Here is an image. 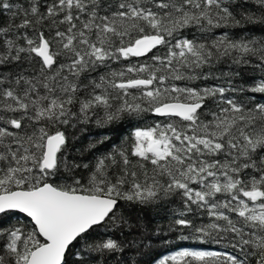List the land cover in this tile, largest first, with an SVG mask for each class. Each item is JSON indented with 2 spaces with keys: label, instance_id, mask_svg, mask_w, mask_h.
Masks as SVG:
<instances>
[{
  "label": "snow or ice",
  "instance_id": "6c2138e0",
  "mask_svg": "<svg viewBox=\"0 0 264 264\" xmlns=\"http://www.w3.org/2000/svg\"><path fill=\"white\" fill-rule=\"evenodd\" d=\"M0 264H264V0H0Z\"/></svg>",
  "mask_w": 264,
  "mask_h": 264
},
{
  "label": "trees",
  "instance_id": "16d2710c",
  "mask_svg": "<svg viewBox=\"0 0 264 264\" xmlns=\"http://www.w3.org/2000/svg\"><path fill=\"white\" fill-rule=\"evenodd\" d=\"M145 219L149 220V222L153 220L159 222L160 216H158L155 212H153L151 214H146ZM195 244H196L195 241H177V240L172 241L170 244H158L155 246L157 249L156 258L157 259L162 258L164 255H169L172 252L179 250L178 247H176V245L183 247H191Z\"/></svg>",
  "mask_w": 264,
  "mask_h": 264
}]
</instances>
